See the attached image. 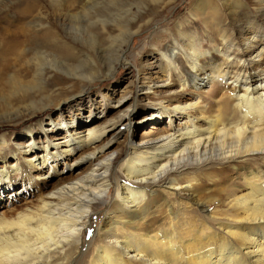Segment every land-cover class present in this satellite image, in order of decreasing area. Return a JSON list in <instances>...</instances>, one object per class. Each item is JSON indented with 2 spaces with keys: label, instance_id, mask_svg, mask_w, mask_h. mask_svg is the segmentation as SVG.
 Here are the masks:
<instances>
[{
  "label": "bare ground",
  "instance_id": "obj_1",
  "mask_svg": "<svg viewBox=\"0 0 264 264\" xmlns=\"http://www.w3.org/2000/svg\"><path fill=\"white\" fill-rule=\"evenodd\" d=\"M9 1L13 0H0V13ZM96 1L13 3L24 6L25 14L34 17L15 31L0 26V125L3 116H10L4 121L11 122L24 107L34 108L31 94L41 77L54 73L59 84H93L101 79L88 62L82 65L73 46L51 23V18L56 19V25L61 18L63 30L68 26L74 33L83 29L89 37L87 46L99 54L102 49L95 48L98 43L92 33L96 24L90 21ZM147 1L160 6L162 13L178 2ZM79 4L82 15L75 10ZM217 4L215 0H190L187 6H193L191 14L197 18L204 15L208 20L212 15L220 22L231 19L243 23L249 9L264 13V0H220ZM209 9L212 12L208 13ZM250 20L249 31L254 19ZM1 21L6 26L11 24L8 19ZM198 21L176 25L173 40L182 47L161 51L167 64L166 80L159 92L166 97L161 102L169 103L166 110L171 108L172 115L183 114V127L139 142L129 132L123 155L116 158L104 147L109 139L105 138V124L48 141L41 157L22 158L28 152L22 150L23 146H11L0 139V159L7 163L8 151L16 156V164L10 169H0V183L11 182L14 176L32 179V173L49 162L71 156L77 148L92 147L78 158L89 164L87 172L62 179L41 194L34 206L0 214V264H264V38L260 39V31L253 30L236 42L221 32L219 43L204 48L200 37L189 33L196 28L193 24L205 26V20ZM98 22L103 23L104 32L107 21ZM212 26L213 22L208 37L214 42L216 27ZM139 32H121L124 40H119L116 62H128L126 58L121 60L127 51V39ZM65 34L77 42L75 34ZM241 44L245 46L243 51L238 48ZM255 49L259 51L254 55ZM106 66L110 74L115 70V66ZM177 67L181 72L173 74L179 71ZM173 77L179 82L172 83ZM203 83L218 84L223 91L215 108L201 104L203 94L195 90ZM176 84L179 91L172 88ZM189 86L199 96L197 100L187 97ZM46 101L51 103L50 99ZM120 123L131 129L129 112L109 124ZM41 127L43 130V124ZM121 157L123 163L118 169ZM225 168H235L240 174L228 180L229 170ZM223 173L224 178L218 179ZM209 181L222 187L214 193L205 191ZM158 190L166 195L159 209L165 217L170 216L164 226L152 224L155 219L148 215L151 192ZM99 212L106 215V221L87 239Z\"/></svg>",
  "mask_w": 264,
  "mask_h": 264
},
{
  "label": "rangeland",
  "instance_id": "obj_2",
  "mask_svg": "<svg viewBox=\"0 0 264 264\" xmlns=\"http://www.w3.org/2000/svg\"><path fill=\"white\" fill-rule=\"evenodd\" d=\"M17 1L19 0L9 1L4 5V9L0 13V18L8 19L12 24H8L9 26L7 25V27L1 21L0 26L6 29L8 28L7 30L10 31H15L19 29L21 25L28 24L34 17L25 14L24 6H15L13 3ZM114 1L115 0H97L95 11L93 10L90 16V19H93L90 21L96 24L95 30H92V33L95 34L97 38L96 43H98L95 45V48L102 49V52L99 51V54L96 53L94 49L90 50L87 46L86 40H89V37L86 36L83 29H79V32L74 33L68 26L66 30H63L64 26H61L63 19L58 18L59 20H57L59 23L56 25V19L51 18V23L55 24V28L57 27L61 34V38L67 40L75 49L78 59L83 63L82 65L88 62L101 79L93 84H74V81H67L64 82V84H59L54 73L53 75L41 77V82L38 81L39 83L37 85L39 89L36 88L31 94L33 100L36 102L34 108L30 110L29 107H24L25 109L23 108L19 112V117L11 122H5L8 121L10 117L5 115L3 116V121H1L3 124L0 125V139H6L7 143L9 141V144H12L11 146L20 144V147L23 146V151H28L22 155V158L41 157L45 152V146L48 141L52 142V139L69 136L70 134H72L71 136H75L74 134L77 131L85 130L91 126L99 125L102 127L106 125L105 128L107 132L105 138L109 139L104 147L107 153L114 152L115 158L118 155H123L122 151L125 149V143H127L126 139L130 133L132 139L139 142L144 138H159L166 132H174L180 126L183 127V114L178 112V114L172 115V112L170 113V110H172L171 108L166 110V106L169 103H162L163 101L161 100L166 97V94L163 95L159 93L162 92V81L166 80L163 76L166 74L165 72L167 70V64L161 56V51L166 48L170 49L172 46L173 48L174 46L182 47L181 44L174 42V33H172V30L177 28L180 22L187 21L186 23H188L189 21H198V19L206 21L205 26H203V24L194 25L192 23L193 27L196 28L191 29L189 32L192 33L193 36L198 35L200 37V43L204 48H211L214 46L215 42L219 43L220 39L218 37H220V35L218 34L221 32L227 37L230 36L231 39L236 42L243 40L245 36H247L249 32H253V30H255L254 33L260 31L258 32L260 39L264 38V13L261 12L258 14L252 9H249V13L246 15L247 19H245L243 23H234L231 19L225 20L224 22H220L218 19L214 20L215 18L212 15L208 16V20L203 18L204 15L199 18L193 16L191 14L193 6H187L190 0H178V2L165 13H162L160 6H154L147 0L141 3L139 0H116V4ZM215 1L219 6L220 0ZM46 10L48 9L44 10V15L46 14ZM75 10L82 15V5L79 7L76 6ZM209 11L210 9L208 13L212 12ZM101 13H103L102 16L100 15ZM37 15H39V13H37ZM98 15L100 17H98ZM99 19L107 21L105 23V27L107 28H105L104 32L102 29L103 23H99ZM250 19H254V21L253 24H251L253 27H251L249 31L247 27L250 25ZM212 22L214 23L212 27H216V32L213 33L214 42L210 41L211 39L208 37ZM82 26L86 27L85 22H83ZM128 30L131 33L140 32L136 34L135 37L127 39V51L121 57V60L126 58L128 62L119 64L115 61L114 54L116 55V51L118 50L119 40H124V36H120L121 32H129ZM64 31L75 34L76 37L74 38L77 39V42H73L71 38L67 37ZM65 35L66 39L64 38ZM234 46L235 50L237 44ZM238 48L242 51L245 50L243 44L238 45ZM258 51L259 49H255L253 51L254 55ZM258 63L257 61L256 64ZM104 64L115 66V70L110 74L107 72L108 67L106 66L104 68ZM177 68L179 71L174 72V70L173 74H179V72H181L182 69L180 67ZM61 75L63 77L65 76L62 73ZM249 77H251V75H249ZM172 80V83H176V81L179 82L177 77H173ZM251 80L253 81L252 77ZM176 85L172 88L179 91L180 88ZM186 90L188 93L187 97L191 96V98L195 100L198 99L199 96L192 93L194 92L192 86H189ZM166 91L167 89L164 92ZM195 91L203 94L204 99L201 98V104L205 103L214 108L217 104H220L219 100L223 91L218 87V84L203 83L200 84ZM42 92L46 93L42 94ZM153 92H158L159 94H152ZM49 99L51 102L50 104L46 101ZM173 104H175V102ZM127 112H129L133 123L131 129H125L123 123L113 126L109 124L112 123L117 116ZM14 116H17V113L11 117ZM41 124H43V130ZM91 148L85 150L77 148L71 156H64L55 163L49 162L41 168H38V170H35L32 173V179H22L21 177L14 176L11 178V182L0 183V214L14 209L21 210L26 206H34L37 204L39 197L49 192L55 184L57 186L62 179H69V177H73L75 174V176H77L78 174L87 172L89 170V164H86L83 160H79V157H81L80 154L85 153ZM122 163L123 160L121 157L116 167L120 169ZM13 164H16V156L8 151L7 163L0 159L1 172L4 167L7 168L9 166L10 169ZM225 169L229 170L227 174L228 180L235 179L236 176L240 174L239 170H234L235 168ZM225 175L224 173L223 176L222 174L218 175V179L224 178ZM38 176H42V178L39 180L33 178ZM221 187L222 186L211 184L209 181L207 185H204L203 189L214 193ZM112 193V195H115V189H113ZM151 194L152 196L148 201V215L155 219L152 224L158 222L159 225L164 226L166 223L163 224V222L167 219L169 220L170 216L167 214L165 217V215L162 214L163 212L159 209V206L163 203L162 198L166 199V195L160 193V190L152 191ZM112 195L108 198L109 202L112 201ZM168 198L172 200L171 202L176 201L175 198ZM105 221L106 215L104 213L101 214L99 212V214H96L95 227L93 230L89 231L87 234L88 237L86 236V238L90 239L91 235L96 234V226H103Z\"/></svg>",
  "mask_w": 264,
  "mask_h": 264
}]
</instances>
